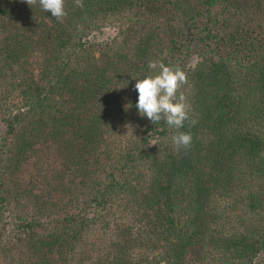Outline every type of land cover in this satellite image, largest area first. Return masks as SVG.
<instances>
[{
  "label": "trees",
  "instance_id": "obj_1",
  "mask_svg": "<svg viewBox=\"0 0 264 264\" xmlns=\"http://www.w3.org/2000/svg\"><path fill=\"white\" fill-rule=\"evenodd\" d=\"M83 5L0 0V264H264V0ZM150 62L195 126L138 114Z\"/></svg>",
  "mask_w": 264,
  "mask_h": 264
},
{
  "label": "clouds",
  "instance_id": "obj_2",
  "mask_svg": "<svg viewBox=\"0 0 264 264\" xmlns=\"http://www.w3.org/2000/svg\"><path fill=\"white\" fill-rule=\"evenodd\" d=\"M28 6L37 4L44 12L51 13L57 22L63 23L67 16L66 0H25ZM77 7L83 8V0H75ZM149 69L153 71L142 79H136L134 89L138 93L136 108L138 114L156 124L164 120L169 127L179 130L185 121L190 126L198 122L190 117L191 105L182 91L187 84V74L179 65L166 66L162 62H150ZM127 107H131L129 103ZM172 143L177 151L190 149L192 145L191 132H180L172 137Z\"/></svg>",
  "mask_w": 264,
  "mask_h": 264
},
{
  "label": "rangeland",
  "instance_id": "obj_3",
  "mask_svg": "<svg viewBox=\"0 0 264 264\" xmlns=\"http://www.w3.org/2000/svg\"><path fill=\"white\" fill-rule=\"evenodd\" d=\"M109 31H110L109 29H103V33H104L103 35H105L106 33H109ZM103 35H99L98 37H101V36L103 37ZM129 134H130V131H128V136Z\"/></svg>",
  "mask_w": 264,
  "mask_h": 264
}]
</instances>
